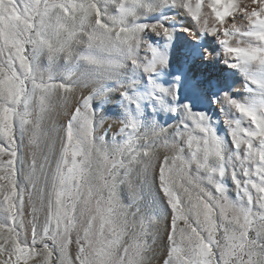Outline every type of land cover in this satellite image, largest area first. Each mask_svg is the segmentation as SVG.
<instances>
[{"label":"snow or ice","instance_id":"1","mask_svg":"<svg viewBox=\"0 0 264 264\" xmlns=\"http://www.w3.org/2000/svg\"><path fill=\"white\" fill-rule=\"evenodd\" d=\"M0 264H264V0H0Z\"/></svg>","mask_w":264,"mask_h":264},{"label":"rangeland","instance_id":"2","mask_svg":"<svg viewBox=\"0 0 264 264\" xmlns=\"http://www.w3.org/2000/svg\"><path fill=\"white\" fill-rule=\"evenodd\" d=\"M237 2L247 3L248 0H237ZM157 18H159V17H149V20H153V19H157ZM185 39H186V37H184L182 34H179V33L177 34V43H178V44H183L184 41H185ZM216 70L223 71V66L220 65V66H217V69H210V71H216ZM224 75H227V76L231 77V73H230V72H226V71H225V72H224ZM236 79L238 80V78H236ZM231 82H232V81L230 80L229 83H231ZM235 86H236L237 88L240 87L239 83H236ZM204 107H207V105H204ZM213 110H214V109H213ZM111 123H112V120L109 119V120H108V123H106L105 126H104L105 130H107V138H108L109 140H111V138L114 137V136L116 135L115 127H113V128H109V127H108V124H111ZM102 131H103V130H102ZM220 134H221V135H225L226 133H225V131H221Z\"/></svg>","mask_w":264,"mask_h":264}]
</instances>
